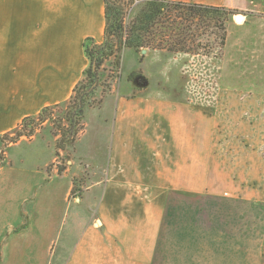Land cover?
I'll list each match as a JSON object with an SVG mask.
<instances>
[{
  "label": "crops",
  "instance_id": "1",
  "mask_svg": "<svg viewBox=\"0 0 264 264\" xmlns=\"http://www.w3.org/2000/svg\"><path fill=\"white\" fill-rule=\"evenodd\" d=\"M167 1L235 7L226 0ZM252 8L264 15V3L253 2ZM105 28V0H0V138L12 136L25 119L70 101L89 66L84 43L102 44ZM114 106L112 147L103 152L104 160L90 158L93 170L106 176L91 184L102 186L99 200L90 197L91 213L27 210L41 181L15 164L0 165V264H206V254L198 252L205 247H193L199 243L191 240L197 229L164 227L158 195L143 187L190 186L192 163L204 184H213L215 177L205 176L217 168L218 150L207 151L200 143L194 158L189 108L176 110L174 102L144 98H120ZM231 106L236 122L249 116L252 131L237 141L229 162L240 179H250L243 173L252 170L251 178L264 186V149L246 147L255 144L254 128L261 129L264 140V101L235 100ZM205 112L199 110L198 124L206 139ZM79 152L89 154V146ZM89 189L74 203L82 204L93 193ZM67 191L70 201L74 187ZM168 233L182 236L170 239Z\"/></svg>",
  "mask_w": 264,
  "mask_h": 264
},
{
  "label": "rangeland",
  "instance_id": "2",
  "mask_svg": "<svg viewBox=\"0 0 264 264\" xmlns=\"http://www.w3.org/2000/svg\"><path fill=\"white\" fill-rule=\"evenodd\" d=\"M253 2L264 3V0H226L228 6H235L230 9L238 10L239 14L227 24L224 44L214 31L205 34L202 30L196 45L186 52L148 48L143 54L144 50L125 48L120 54L119 66L114 57L106 61L100 71L99 87L86 108L83 131L75 141L58 144L61 125L68 127L65 117L70 101L55 107L45 122L36 117L23 137L18 138L19 130H16L1 141L0 164L8 162L25 168L32 180L41 181L37 187L39 196L32 193L26 209L48 215L73 211L91 213L94 208L90 197L93 195L99 200L102 193V186L92 187L91 184L106 176L102 170H93L90 158L104 160V153L112 147L116 100L144 98L174 102L176 110L191 109L190 144L194 158L198 157L200 143L207 151L218 150L217 168L207 171L208 176H205L215 177L214 183L204 184L206 180L199 175L202 172L192 163L190 186H144L143 189L148 190L143 192L158 195V206L164 210V227L197 229L190 236L194 243H199L193 247H205L198 251L206 254L204 263L264 264V186L259 179L251 178L252 170L243 173L250 179H240L236 166L229 162L240 145L237 141L245 140L252 131L247 128L248 115L238 118L237 122L236 115L231 116L232 101H264V15L259 14L262 10L252 8ZM138 8L139 4L126 8V24ZM199 110L206 111V128L210 131L206 139L200 134ZM254 122L257 126L258 122ZM31 128L32 137L29 136ZM253 132L255 144L249 147L246 142V147L262 152L261 129L254 128ZM18 143L17 148H12ZM88 146L89 154L79 152ZM20 162L24 166H18ZM257 166L261 167L260 163ZM258 167L255 169L259 172ZM70 185L74 191L69 201ZM87 189H94L93 193L82 204L74 203L73 200L82 198ZM52 221H56L55 218ZM173 236L177 240L182 235L168 233L170 239Z\"/></svg>",
  "mask_w": 264,
  "mask_h": 264
},
{
  "label": "trees",
  "instance_id": "3",
  "mask_svg": "<svg viewBox=\"0 0 264 264\" xmlns=\"http://www.w3.org/2000/svg\"><path fill=\"white\" fill-rule=\"evenodd\" d=\"M134 2L135 0H105L104 42L97 44L93 39H87L84 43L89 66L70 99V109L65 117L69 122L68 127L61 125L58 144L66 145L75 141L78 133L83 131L82 121L86 108L99 87L100 71L106 61L114 57L119 66L120 54L125 48L137 51L154 48L174 53L186 52L196 45L198 33L202 30L205 34L214 31L224 44L227 24L239 14L238 10L226 7L167 0H141L137 12L126 24V8ZM53 109L46 108L36 117L45 122L50 119ZM36 117L27 118L22 122L18 129V138L24 136ZM33 135L34 130L31 128L29 136ZM6 138L2 137L0 141H5Z\"/></svg>",
  "mask_w": 264,
  "mask_h": 264
},
{
  "label": "built area",
  "instance_id": "4",
  "mask_svg": "<svg viewBox=\"0 0 264 264\" xmlns=\"http://www.w3.org/2000/svg\"><path fill=\"white\" fill-rule=\"evenodd\" d=\"M138 3H139V1L138 0H135L134 6L137 5Z\"/></svg>",
  "mask_w": 264,
  "mask_h": 264
},
{
  "label": "water",
  "instance_id": "5",
  "mask_svg": "<svg viewBox=\"0 0 264 264\" xmlns=\"http://www.w3.org/2000/svg\"><path fill=\"white\" fill-rule=\"evenodd\" d=\"M143 54H146V50L143 51Z\"/></svg>",
  "mask_w": 264,
  "mask_h": 264
}]
</instances>
